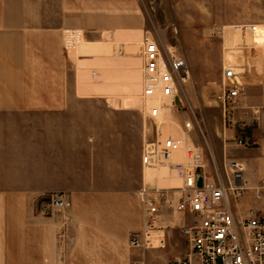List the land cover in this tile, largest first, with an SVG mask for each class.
<instances>
[{
  "label": "crops",
  "instance_id": "crops-1",
  "mask_svg": "<svg viewBox=\"0 0 264 264\" xmlns=\"http://www.w3.org/2000/svg\"><path fill=\"white\" fill-rule=\"evenodd\" d=\"M191 1L194 31L225 32L221 91H241L229 126L217 102L216 150L222 164L245 165L240 211L264 221V0ZM148 32L142 0H0V264H169L186 254L190 216L167 206L157 232L165 247L130 246L146 227L140 191L150 183L122 116H140L145 139L147 108L105 101L142 91ZM106 35L122 56H106ZM246 139L256 146L240 147ZM52 193L70 208L44 214Z\"/></svg>",
  "mask_w": 264,
  "mask_h": 264
},
{
  "label": "built area",
  "instance_id": "built-area-1",
  "mask_svg": "<svg viewBox=\"0 0 264 264\" xmlns=\"http://www.w3.org/2000/svg\"><path fill=\"white\" fill-rule=\"evenodd\" d=\"M76 39L68 41L75 48ZM144 91L143 99L164 102L170 100L172 109L179 111V91L190 76L186 58L174 46H165L152 32L143 41ZM236 77V70L228 68L226 79ZM241 95L238 87L224 85L217 102L224 108ZM163 105L150 107L151 119L162 116ZM200 126L197 116L185 123L190 135ZM201 128V127H200ZM146 141L142 149L144 170L169 168L181 183L177 189L159 188L148 184L140 191L146 227L131 235L130 246L135 250H152L165 247V239L157 235L162 208L167 206L178 213L190 216L184 227L187 252L169 264H264V221L254 216H244L240 199L246 191V167L241 162L220 164L212 158L207 162L204 152L194 143L161 135ZM191 138V136H190ZM192 139V138H191ZM240 147L253 148L256 142L246 139ZM184 155L175 161L176 154ZM202 186H198L199 177ZM264 187V183H263ZM176 193L180 198L176 200ZM71 203L60 193L47 195L41 202L44 214H53L70 208Z\"/></svg>",
  "mask_w": 264,
  "mask_h": 264
},
{
  "label": "rangeland",
  "instance_id": "rangeland-1",
  "mask_svg": "<svg viewBox=\"0 0 264 264\" xmlns=\"http://www.w3.org/2000/svg\"><path fill=\"white\" fill-rule=\"evenodd\" d=\"M191 2V0H142V6L146 9L148 20L152 24L153 36L165 46L177 47L186 58L191 74V78L182 84L179 91L181 100L177 102V106L180 108L179 111L173 109L171 113L168 111L163 116L165 120H169L174 126L170 130L168 127L160 130L162 135H167L168 131L171 130L172 134L177 132V134H174L176 137L181 136L182 130L180 138L186 139V143H191L188 137L191 136L192 142L204 152L207 162L214 158L222 165L221 157L218 155L214 143L213 129L218 131L224 126V113L220 105L218 106L216 99L221 91L219 77L223 70V61L230 49L225 43V32L215 33L194 31L192 29ZM181 9L186 12L184 17L179 14ZM105 39L107 41L106 56L111 58L122 56V48L113 44L112 37L106 35ZM76 52L77 50L72 55H75ZM104 67L106 70L113 68L111 64ZM185 85H189L188 88ZM210 87L214 88L210 90ZM143 100L145 101L142 97V91L131 89L120 91V95L115 96V98L111 96L109 99H105L109 104L116 105V103L121 102L137 107H142L141 101L143 102ZM229 107L228 105L226 109L228 110L226 117L228 126L232 124L230 118L233 119L234 116V112L231 113ZM146 110L144 112L147 119L145 139L140 116L137 115L136 118L131 117L130 119L122 116L121 136L130 137L132 146H134L132 144L133 140H140L141 144L144 145L146 141L154 140L157 137L161 119L148 118V109ZM194 114L197 116L200 126H196L195 130L188 135L185 123L191 121ZM141 147L143 149V146ZM152 181L154 182L153 185L156 186V180ZM174 184L178 185L176 182L173 183V186Z\"/></svg>",
  "mask_w": 264,
  "mask_h": 264
},
{
  "label": "bare ground",
  "instance_id": "bare-ground-1",
  "mask_svg": "<svg viewBox=\"0 0 264 264\" xmlns=\"http://www.w3.org/2000/svg\"><path fill=\"white\" fill-rule=\"evenodd\" d=\"M191 78V74L189 76V79ZM188 79L185 81L187 82ZM143 89H144V71H143V78H142V94H143ZM142 107L145 106V108H150V107H157L159 105H163L164 107L162 108V118H159V120L161 119V121L159 122V131L161 133L162 128L164 127H168L169 130L171 129L172 126H174L172 124V122H170L169 120H165L163 118V116L165 115L166 112L170 111V113L172 112V107L173 105L171 104L170 100H165L164 102H160V101H156L155 99H147V100H143V102L141 101ZM171 115V114H170ZM161 129V130H160ZM174 134H177V132H174ZM174 134H172V130L168 131L167 135H163V136H167V137H174V138H178V139H182L186 142V139L184 138H180L182 136V130H181V136L180 137H176L174 136ZM162 135V133H161ZM190 138V136H188ZM191 143L189 144H193L191 138H190ZM184 155L182 153L180 154H176L174 160L175 161H181L183 159ZM146 171V177L148 179V181H150L149 183L151 185H153V181L152 180H156V186L159 188H166V189H177L178 187H180L181 183L177 180L175 174L167 167H161L158 169H148L145 170ZM178 183V185L173 186V183Z\"/></svg>",
  "mask_w": 264,
  "mask_h": 264
},
{
  "label": "water",
  "instance_id": "water-1",
  "mask_svg": "<svg viewBox=\"0 0 264 264\" xmlns=\"http://www.w3.org/2000/svg\"><path fill=\"white\" fill-rule=\"evenodd\" d=\"M198 186H199V187L202 186V177H201V176L199 177V180H198Z\"/></svg>",
  "mask_w": 264,
  "mask_h": 264
}]
</instances>
